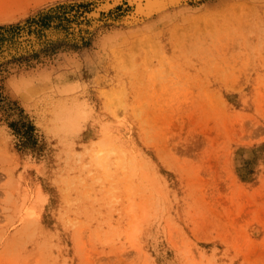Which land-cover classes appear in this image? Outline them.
Masks as SVG:
<instances>
[{
    "label": "rangeland",
    "instance_id": "1",
    "mask_svg": "<svg viewBox=\"0 0 264 264\" xmlns=\"http://www.w3.org/2000/svg\"><path fill=\"white\" fill-rule=\"evenodd\" d=\"M105 1L0 0V264H264V0Z\"/></svg>",
    "mask_w": 264,
    "mask_h": 264
},
{
    "label": "trees",
    "instance_id": "2",
    "mask_svg": "<svg viewBox=\"0 0 264 264\" xmlns=\"http://www.w3.org/2000/svg\"><path fill=\"white\" fill-rule=\"evenodd\" d=\"M60 5H54V6H50L40 12H38L35 16H33L32 18L27 19L26 24L29 26V28H31L32 26L37 27L38 26V22L41 21L44 17H47V14H49L50 11L55 10L57 7H59ZM44 14V16H43ZM46 14V15H45ZM38 18L37 20L34 18ZM36 21V22H34ZM49 28L55 26V21H52V23H50V25H48ZM33 27V28H34ZM20 28L21 25L19 24H11V25H7V26H0V54L4 51L3 48V44L4 42L7 41H12L14 38H19V32H20ZM10 35L12 36L11 38H8L7 40L4 41V39H6V37ZM13 55H15L14 53L11 55L13 57ZM2 65V61L0 62V66ZM1 69V68H0ZM13 124V123H11ZM32 126H28L26 127V132L30 131Z\"/></svg>",
    "mask_w": 264,
    "mask_h": 264
},
{
    "label": "bare ground",
    "instance_id": "3",
    "mask_svg": "<svg viewBox=\"0 0 264 264\" xmlns=\"http://www.w3.org/2000/svg\"><path fill=\"white\" fill-rule=\"evenodd\" d=\"M142 0H131L132 4L133 3H136V7L137 9L140 11V10H143V8L147 7L149 4L150 8H154L153 6H157V5H160L161 3L162 4H165V2L163 3L164 0H145V1H142ZM166 1H169L171 2L172 0H166ZM119 0H106L105 2H102V4L100 3L99 4V7H102V8H105L107 7L108 5H111L113 6L114 4L118 3ZM168 2V3H169ZM167 4V3H166ZM158 7V6H157ZM166 7V6H165ZM162 8V7H161ZM164 8V7H163ZM162 8V9H163ZM161 9V10H162Z\"/></svg>",
    "mask_w": 264,
    "mask_h": 264
}]
</instances>
